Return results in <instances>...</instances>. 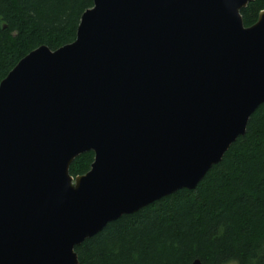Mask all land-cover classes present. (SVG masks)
Segmentation results:
<instances>
[{
    "label": "water",
    "instance_id": "obj_1",
    "mask_svg": "<svg viewBox=\"0 0 264 264\" xmlns=\"http://www.w3.org/2000/svg\"><path fill=\"white\" fill-rule=\"evenodd\" d=\"M252 1L93 0L70 44L16 62L0 81V264H79L105 224L221 161L264 103Z\"/></svg>",
    "mask_w": 264,
    "mask_h": 264
},
{
    "label": "trees",
    "instance_id": "obj_2",
    "mask_svg": "<svg viewBox=\"0 0 264 264\" xmlns=\"http://www.w3.org/2000/svg\"><path fill=\"white\" fill-rule=\"evenodd\" d=\"M93 0H0V81L40 45L75 39ZM264 0L241 10L256 22ZM192 190L181 189L105 224L75 248L79 264H264V103ZM93 153L78 155L71 176L88 172Z\"/></svg>",
    "mask_w": 264,
    "mask_h": 264
}]
</instances>
